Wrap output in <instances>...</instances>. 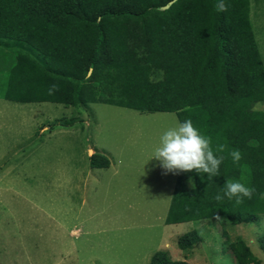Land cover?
I'll return each instance as SVG.
<instances>
[{
  "label": "trees",
  "instance_id": "obj_1",
  "mask_svg": "<svg viewBox=\"0 0 264 264\" xmlns=\"http://www.w3.org/2000/svg\"><path fill=\"white\" fill-rule=\"evenodd\" d=\"M218 3L0 0V44L30 50L14 54L0 97L73 106L104 103L191 119L211 138L215 154L224 157L220 174L177 173L163 223L219 216L230 225L254 223L264 214V65L251 31L249 0H225L226 12L217 10ZM161 70L162 79L150 80ZM52 85L58 90L49 94ZM219 145L225 146L223 152L215 151ZM233 149L242 153L238 164L230 156ZM89 165L104 168L108 159L93 153ZM226 180H239L257 192L241 204L227 198L218 202L214 197ZM198 241L192 229L175 242L188 250ZM257 243L264 253V234ZM228 248L237 264H259L242 238ZM148 264L187 263L156 250Z\"/></svg>",
  "mask_w": 264,
  "mask_h": 264
},
{
  "label": "rangeland",
  "instance_id": "obj_2",
  "mask_svg": "<svg viewBox=\"0 0 264 264\" xmlns=\"http://www.w3.org/2000/svg\"><path fill=\"white\" fill-rule=\"evenodd\" d=\"M248 17L264 65V0H249ZM17 51L30 54L0 44V92ZM176 121L173 112L0 97V264H148L156 250L187 264H237L228 248L237 237L264 264V214L235 225L222 216L163 223L176 173L149 158ZM93 153L108 168L90 175ZM192 229L200 241L178 249Z\"/></svg>",
  "mask_w": 264,
  "mask_h": 264
},
{
  "label": "clouds",
  "instance_id": "obj_3",
  "mask_svg": "<svg viewBox=\"0 0 264 264\" xmlns=\"http://www.w3.org/2000/svg\"><path fill=\"white\" fill-rule=\"evenodd\" d=\"M217 10L226 12L230 5L225 0H219L216 5ZM160 78L163 72L160 71ZM152 77L150 76V80ZM158 82V81H157ZM58 90L56 85H52L49 94ZM258 147V142H253ZM225 146L219 145L216 152H223ZM233 163H239L242 153L239 149L230 152ZM155 158L160 162V166L166 173H179L195 171L197 174H207L209 178L220 174V165L223 156H217L213 150L211 138L203 135L198 128L193 125L191 119L176 121L172 126L167 127L159 136L158 142L152 150L149 159ZM188 184L193 191L197 190L195 180L189 176ZM257 190L254 186L246 185L239 180H226L223 189L217 192L214 199L223 201L235 199L236 204H241L245 198L252 199ZM264 198V193L260 194Z\"/></svg>",
  "mask_w": 264,
  "mask_h": 264
},
{
  "label": "crops",
  "instance_id": "obj_4",
  "mask_svg": "<svg viewBox=\"0 0 264 264\" xmlns=\"http://www.w3.org/2000/svg\"><path fill=\"white\" fill-rule=\"evenodd\" d=\"M89 167H90V168H89L88 172L90 173V175H92V171H91L92 168H96V169H98V170H99V169L103 170V169H107V168H108V166H107V167H104V168H102V167H101V168H97V167H91L90 165H89ZM176 174H177V173H176ZM175 178H176V175H175ZM174 181H175V179H174ZM173 184H174V182H173ZM172 188H173V185H172ZM171 191H172V190H171ZM170 196H171V194H170ZM169 200H170V198H169ZM168 204H169V201H168ZM167 208H168V205H167ZM167 208H166V210H167ZM175 224H176V223H175ZM177 237H178V236H177Z\"/></svg>",
  "mask_w": 264,
  "mask_h": 264
},
{
  "label": "water",
  "instance_id": "obj_5",
  "mask_svg": "<svg viewBox=\"0 0 264 264\" xmlns=\"http://www.w3.org/2000/svg\"><path fill=\"white\" fill-rule=\"evenodd\" d=\"M164 7H166V6H164Z\"/></svg>",
  "mask_w": 264,
  "mask_h": 264
}]
</instances>
